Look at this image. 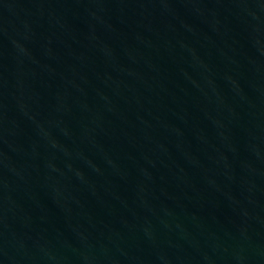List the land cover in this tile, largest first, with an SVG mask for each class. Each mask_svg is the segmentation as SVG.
I'll use <instances>...</instances> for the list:
<instances>
[{
	"label": "water",
	"instance_id": "95a60500",
	"mask_svg": "<svg viewBox=\"0 0 264 264\" xmlns=\"http://www.w3.org/2000/svg\"><path fill=\"white\" fill-rule=\"evenodd\" d=\"M0 264H264V0H0Z\"/></svg>",
	"mask_w": 264,
	"mask_h": 264
}]
</instances>
